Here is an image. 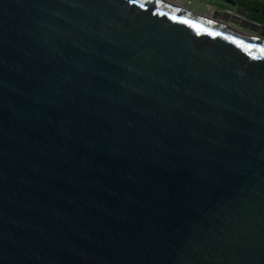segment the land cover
<instances>
[{
  "label": "water",
  "instance_id": "water-1",
  "mask_svg": "<svg viewBox=\"0 0 264 264\" xmlns=\"http://www.w3.org/2000/svg\"><path fill=\"white\" fill-rule=\"evenodd\" d=\"M246 13L0 0V264H264Z\"/></svg>",
  "mask_w": 264,
  "mask_h": 264
},
{
  "label": "flooded vegetation",
  "instance_id": "flooded-vegetation-1",
  "mask_svg": "<svg viewBox=\"0 0 264 264\" xmlns=\"http://www.w3.org/2000/svg\"><path fill=\"white\" fill-rule=\"evenodd\" d=\"M223 1L225 3L223 10L228 9L229 11H231V13H234L235 9L237 7H240L236 0H223ZM245 1H249V0H245ZM232 3H234V5H232ZM254 12H255V24H257V26H258L257 28L255 27V38L264 39V37H261L258 35V33L264 34V3L261 2L260 0H255ZM232 15L228 16L227 18H225L223 20L227 21V22L230 21L232 25H235L236 22L241 21V19L236 20V19L232 18ZM209 16L211 17V15H209ZM258 20H261V23L258 22ZM241 24H242V22H241ZM243 26H245V25H243Z\"/></svg>",
  "mask_w": 264,
  "mask_h": 264
},
{
  "label": "rangeland",
  "instance_id": "rangeland-1",
  "mask_svg": "<svg viewBox=\"0 0 264 264\" xmlns=\"http://www.w3.org/2000/svg\"><path fill=\"white\" fill-rule=\"evenodd\" d=\"M196 3H198L200 5L199 8H197V4H195V7H193L194 9L197 10V14L201 15V16H205V15H212V13L210 12V9L206 7L207 4H211L212 5V10L213 8H215V11H222L224 7V1L223 0H195ZM192 8V7H191ZM221 24L229 26L235 30L250 34L252 36H255V31H252L248 26H243L241 24V21H238L235 23V25H232L230 21H224L223 19H221L219 21Z\"/></svg>",
  "mask_w": 264,
  "mask_h": 264
},
{
  "label": "built area",
  "instance_id": "built-area-1",
  "mask_svg": "<svg viewBox=\"0 0 264 264\" xmlns=\"http://www.w3.org/2000/svg\"><path fill=\"white\" fill-rule=\"evenodd\" d=\"M166 2H170L171 4L175 5V6H181L184 9H187L195 14H197V10L194 9L193 7H195V4H197V8L200 7V5L198 3H196L195 0H165ZM198 2V0H197ZM192 7V8H191ZM207 8L210 9V12L213 14L215 11V8H213L212 10V5L211 4H207L206 5Z\"/></svg>",
  "mask_w": 264,
  "mask_h": 264
},
{
  "label": "trees",
  "instance_id": "trees-1",
  "mask_svg": "<svg viewBox=\"0 0 264 264\" xmlns=\"http://www.w3.org/2000/svg\"><path fill=\"white\" fill-rule=\"evenodd\" d=\"M236 1L240 7H242L243 9L247 11L246 18L249 19L250 21L255 22V12H254L255 0H249V1L236 0ZM222 8L224 7L222 6ZM258 22L261 23V20H258Z\"/></svg>",
  "mask_w": 264,
  "mask_h": 264
},
{
  "label": "bare ground",
  "instance_id": "bare-ground-1",
  "mask_svg": "<svg viewBox=\"0 0 264 264\" xmlns=\"http://www.w3.org/2000/svg\"><path fill=\"white\" fill-rule=\"evenodd\" d=\"M159 1L166 2L165 0H159ZM168 3L171 4L170 2H168ZM176 7L180 8V9L182 8L181 6H176ZM204 18L207 19V20H209V21H211V17L209 15H205Z\"/></svg>",
  "mask_w": 264,
  "mask_h": 264
},
{
  "label": "snow or ice",
  "instance_id": "snow-or-ice-1",
  "mask_svg": "<svg viewBox=\"0 0 264 264\" xmlns=\"http://www.w3.org/2000/svg\"><path fill=\"white\" fill-rule=\"evenodd\" d=\"M134 2V0H133ZM183 23H188L187 21H182ZM193 27H197L196 25H192ZM199 30V29H198Z\"/></svg>",
  "mask_w": 264,
  "mask_h": 264
}]
</instances>
